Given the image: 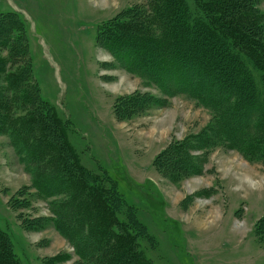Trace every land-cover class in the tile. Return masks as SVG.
<instances>
[{
    "label": "rangeland",
    "instance_id": "rangeland-1",
    "mask_svg": "<svg viewBox=\"0 0 264 264\" xmlns=\"http://www.w3.org/2000/svg\"><path fill=\"white\" fill-rule=\"evenodd\" d=\"M141 4L0 0V19L8 23L13 13L21 24L12 29L24 42L38 95L71 125L80 165L114 180L121 198L115 214L133 235L138 262L264 264V242L254 234L264 211V160L245 159L226 133L215 138L212 86L197 88L195 75L188 87H158L142 70L146 56L129 66L98 43L101 29ZM257 7L264 13V0ZM10 142L0 131V229L17 264H92L81 256L94 244L75 243L56 218L67 184L51 179L50 197L35 192V174L54 171ZM100 183L111 186L106 178ZM79 229L89 236L88 223Z\"/></svg>",
    "mask_w": 264,
    "mask_h": 264
},
{
    "label": "trees",
    "instance_id": "trees-1",
    "mask_svg": "<svg viewBox=\"0 0 264 264\" xmlns=\"http://www.w3.org/2000/svg\"><path fill=\"white\" fill-rule=\"evenodd\" d=\"M261 1L143 0L101 29L97 39L122 64L134 67L140 64L137 56H146L142 70L158 87H188L195 75L197 88L212 86L207 95L219 106L215 138L226 133L231 147L245 159L264 160V13L257 7ZM15 17L8 13V23L0 19V49L7 50L0 56V131L7 132L19 154L27 153L33 163L53 169L35 174V192L51 196L52 181L67 184L69 207L57 203L56 218L75 243L94 244L81 257L92 264H143L137 260L133 235L122 230L115 214L121 198L112 190L114 180L106 175L111 185L106 188L100 183L105 178L80 165L69 142L71 125L38 95L24 42L12 29L21 25ZM3 34L7 37L2 42ZM84 223L89 224L88 237L76 231ZM254 234L264 242V211ZM10 242L0 229V264H17Z\"/></svg>",
    "mask_w": 264,
    "mask_h": 264
}]
</instances>
